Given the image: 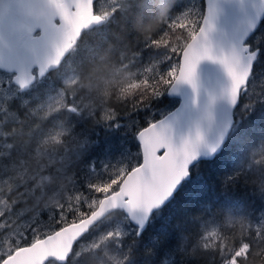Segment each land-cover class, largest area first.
<instances>
[{
	"label": "snow or ice",
	"instance_id": "snow-or-ice-1",
	"mask_svg": "<svg viewBox=\"0 0 264 264\" xmlns=\"http://www.w3.org/2000/svg\"><path fill=\"white\" fill-rule=\"evenodd\" d=\"M221 2L206 0L203 11L190 7L176 14L172 12L175 0L156 32L145 38V46L153 48L155 55L139 67L132 62L125 66L136 70L131 82H125L114 93L116 103L131 106L130 112L120 113L103 99H110L108 87L98 90L99 104L91 97L87 104L82 102L76 89H82L81 76L86 70L87 57L77 50L92 25L114 19L117 11L126 13L131 0H99V7L95 0H0V185L8 189L5 192L0 188V206H3L0 207V264H81V241L99 230L98 225L108 212H115L120 219L95 237L92 249L99 258L104 248L111 247L120 253L119 258H114L115 264H131L133 247L139 243L137 238H141L155 215L161 214L189 184L205 182L198 176V170L213 163L223 148L232 120L224 122L214 141L202 134L200 128L204 121L209 127L214 123L213 105L217 96L209 94L199 115L193 116V105L201 92L197 76L200 63L208 60L222 65L228 84L221 88L219 95L230 105L240 102L246 88L249 91L245 108L264 100V91L256 95L249 88L253 61L264 53L245 43L243 36L232 38L227 46L222 39H217ZM238 2L252 23L264 15V0H250L248 9L244 8V0ZM96 35L106 40L108 33ZM69 53L73 54L71 58ZM95 55V51L89 50L92 59ZM124 58L121 53V61ZM69 69L71 77L55 95H47L43 89L30 99L25 98L42 81H51L54 75L62 78ZM10 82L12 87L5 90L6 83ZM184 84L190 85L196 95L184 101L176 112L161 119H149L146 126L136 128L139 159L135 163L106 167L103 178L88 182L87 194L76 188L75 177L70 193L79 194H68L57 204L40 207L39 202L47 192L58 195L64 186L45 184L49 176L44 173H52L53 169L39 160L33 164L31 159L23 158L20 147L24 144L23 138H31L40 128L39 124L35 130L32 128L33 116L55 122L51 130L43 133L36 148L37 156L49 155V147L62 144L67 136L78 141L74 147L83 149L89 142L72 135L75 128L72 121L79 123L86 110L87 117L95 124L118 127L121 123L118 118L149 108L153 100L165 93L178 92ZM14 96L20 101L17 111L11 110ZM21 111L24 120L19 118ZM184 116L196 122L194 134L185 135L177 130L176 125ZM14 124L19 127H11ZM64 151L67 153V147ZM77 159L78 163L82 160L79 154ZM240 175V172L229 175L226 182L234 183ZM260 189L264 192V173ZM27 203H34L38 210L31 215L27 208L16 211ZM45 210L50 213L47 222L41 215ZM125 221L132 222L134 227L130 244L126 243L128 233L122 227ZM201 228L200 238L193 244L190 255L210 256L211 264H252L255 247L261 246L264 252V220L253 229L247 218L228 216L218 223L213 214L203 221ZM229 228L231 236L225 234ZM209 237L215 238L214 242ZM181 239L184 242L176 251L185 253L186 238ZM159 243V240L153 241L154 245ZM180 264H185L183 256Z\"/></svg>",
	"mask_w": 264,
	"mask_h": 264
},
{
	"label": "trees",
	"instance_id": "trees-1",
	"mask_svg": "<svg viewBox=\"0 0 264 264\" xmlns=\"http://www.w3.org/2000/svg\"><path fill=\"white\" fill-rule=\"evenodd\" d=\"M164 1L167 5H171L168 10L170 12L175 0H131V7L126 13L120 14L117 11L114 14V19L110 18V20L87 30L77 50L80 55L87 57L85 61L86 70L81 76V85L99 83L101 87L98 86L99 89L95 87L92 95L88 96L85 87L77 88L76 91L79 92L82 101L88 100L92 96L99 103L101 97L97 95L98 90L108 87L110 99L103 97L109 101L108 106H114L120 113L131 111L130 105L115 102L114 93L125 82H131L133 76L126 77L125 70H136L125 66L132 62L139 67L146 64L155 55L153 48L145 46V38L156 32L160 21L164 18L161 15V4ZM194 6H199L202 11L204 0H176L172 12L179 14L186 8ZM143 21L149 23L140 26ZM103 32L108 33L106 40L96 35ZM248 43L253 49L258 48L260 53H264V20L257 33L249 38ZM89 50L95 51V59L89 56ZM121 53L125 57L122 61L120 59ZM134 54L136 55L135 60H133ZM72 55L69 53L70 58ZM75 66L74 64L73 67ZM68 73H72L70 69L65 71L62 78H57L54 75L51 81H42L38 88L25 98L30 99L32 94L36 91L42 92L43 89H45L46 94H51L64 84ZM251 87L256 95L264 90V54H259L254 63L249 79V88ZM248 91L249 89L246 88L241 94L240 102L234 111L235 124L221 152L216 155L211 165L203 166L198 170V176L205 182L198 184L194 181L189 184L163 208L161 214L155 215V218L141 233V238H137L139 243L133 247L131 264H164L165 260L168 261V264H180L181 256L184 257L185 264H211L210 256L198 253L193 257L190 253L193 244L200 238L203 221L210 219L213 214H216L218 223L228 216H232L234 218H247L253 229L260 226L264 220V192H261L260 189L261 174L264 173V159L261 160V171H253L252 165H248L247 161L258 149H261L264 157V100H257L251 108H245ZM169 101L174 100L165 93L164 96L153 100L150 107H156L155 109L158 110ZM17 105L14 102V111L19 108ZM150 107L138 109L136 113H129V115L118 119L122 121L125 118L138 116L141 119L140 125L146 126L147 119L144 118V114L145 111L150 110ZM158 117L159 115L155 118ZM19 118L24 119L22 111ZM32 120L34 121L32 128L35 130L36 124H39L40 128L32 133L31 138L25 136L23 138L24 144L20 147L24 153L23 158L25 160L31 159L32 163L35 164L37 160H40L41 163L44 159L37 156V145L40 143L43 133L51 130L55 122L41 121L37 117L32 118ZM72 124H75L72 135H76L78 140H87L90 143L98 137L94 130V121L91 118L83 117L79 123L73 120ZM11 127H19V124L11 125ZM24 131L28 132V129L25 128ZM89 143L85 144L84 150H81L82 155H85L80 158L82 159L81 162L78 163L77 160L71 165L77 174L80 190L85 194L88 191L87 177L92 170L89 165L93 161L92 158L95 155H100L101 151L99 148H89ZM77 144L78 141H72L71 136H67L63 138V143L59 144V147L73 148ZM134 146L139 149V144H134ZM78 148V153H80V147ZM138 159L139 155L137 156ZM131 163L132 160H129V164ZM236 172L241 173L240 177L234 183H227V176L234 175ZM104 174H100L99 177L103 178ZM258 220L260 223L257 226L255 222ZM236 227L238 228V225ZM132 234L125 237L126 243H131ZM225 234L231 236L232 230L226 229ZM181 237L186 238L185 253L176 251L184 242ZM154 240H159L160 243L154 245ZM255 253V256L251 258L252 264H264V252L261 251V246L255 247ZM82 257L86 260L89 259L87 254H83Z\"/></svg>",
	"mask_w": 264,
	"mask_h": 264
},
{
	"label": "rangeland",
	"instance_id": "rangeland-1",
	"mask_svg": "<svg viewBox=\"0 0 264 264\" xmlns=\"http://www.w3.org/2000/svg\"><path fill=\"white\" fill-rule=\"evenodd\" d=\"M97 7H99V0L96 1ZM171 5H167V3L164 1L161 4V15L162 16H167L168 15V10ZM198 7L199 6H194ZM204 9V8H203ZM202 9V11H203ZM147 64V63H146ZM126 71V77L129 76H134L135 71L131 70H125ZM115 73H118L115 71ZM72 73H68L66 76V79H69L71 77ZM99 83H87L82 85V88L85 87V90H87V96L92 95V91L97 87L99 89ZM12 87V83H6L5 85V90L9 89ZM264 91V90H261ZM47 95H55V92H52L51 94ZM91 98H93L91 96ZM174 101H169L166 105L163 107L159 108L156 110L154 107H150V110L145 111L144 118L149 119L155 118L156 116L159 115L158 118L164 116L167 112L171 111L179 102L178 99L173 98ZM18 104L19 106V99L14 96L13 97V103L11 105V110L14 111L13 109V104ZM84 104H87L89 102L88 100H83L82 101ZM97 104H99L97 102ZM16 106V107H17ZM7 107V105H6ZM156 110V111H155ZM157 114V115H156ZM42 115V114H41ZM156 115V116H155ZM38 118L40 119V116H33L32 118ZM84 118L87 117V110L84 113ZM20 120H24L23 118H20ZM93 120V119H92ZM141 119L138 116H133L129 118H125L124 120L121 121L118 127H112V128H107L104 125H97L94 123V130L96 131L97 138L92 140L95 141L93 144L92 141L89 143L88 147L89 148H99L100 155H95L92 158V163L89 165L92 170H90V175L87 177V181H94L97 177H99L100 174L104 173V170L106 167H112L118 164L122 163H128L129 160H132V163H135L137 161V156L139 155V149L134 146V144H138V141L135 139V130L137 126H141ZM18 125V124H17ZM86 146V145H85ZM84 146V148H85ZM51 149H48L49 155H40V159L44 158L41 161V164L47 166L48 168H52L53 172H45V176H49V179L45 181V184L48 185H57V184H62L64 186L63 190L59 192L57 195L55 192L49 191L45 194L44 198L39 202L40 207H43L44 205H54L60 202L61 200L64 199L65 196L68 194H79V193H70V189L72 187L73 182L75 181L76 177V188L79 190V192H82L80 190V184L77 180V174L74 172V170L71 168V165L73 164L74 161H77V157L79 154V158H81L83 155L81 153V148H80V153L78 147L70 148L68 147L67 153H65L64 149L65 146L59 147V145H54L50 146ZM53 148H55V151L53 152ZM83 148V150H84ZM87 148L85 149V151ZM90 150V149H89ZM43 152V151H42ZM92 153L91 151H87ZM77 154V155H75ZM260 154V155H259ZM264 157L262 156L261 149H258L255 151L253 156L249 158L247 161L248 165L251 164V168L253 171H261L262 170V162ZM40 162V160H39ZM241 163V162H240ZM100 165V166H99ZM56 169H63V171L56 173ZM94 169V170H93ZM71 177L72 180L70 181L68 178ZM0 188H3L5 192L8 191L6 186L0 185ZM24 191V189H21V192ZM3 207V206H0ZM23 208H27L29 210V214H34L35 211L38 209L36 208L34 203H27V204H21L20 207L16 209L17 212L21 211ZM48 211H44L41 215L42 218L44 219L45 222L48 220L49 216ZM120 218L117 216L115 212L109 214L106 218H104L100 224L98 225V231H96L93 236L86 237L84 240L81 241V255L87 254L88 260L82 257L81 264H115V259L114 258H119L120 253L117 252L116 250L112 249L111 247H106L104 248L103 252L101 253L100 257L97 258L95 251L92 249V244L94 242L95 237H98L102 232L105 231L106 228L109 226L114 225L115 223L118 222ZM256 225L258 226L260 221L258 220L255 222ZM122 227L125 229V231L129 234H132L134 231V227L132 226V223L130 221H125L122 224ZM127 235V236H128ZM215 238L209 237L210 242H214ZM126 250V249H125Z\"/></svg>",
	"mask_w": 264,
	"mask_h": 264
},
{
	"label": "water",
	"instance_id": "water-1",
	"mask_svg": "<svg viewBox=\"0 0 264 264\" xmlns=\"http://www.w3.org/2000/svg\"><path fill=\"white\" fill-rule=\"evenodd\" d=\"M249 6H250V0H244V8L248 9ZM205 7H206V0H204V8ZM220 7L222 11L217 21V27L219 30L217 34V39L218 40L222 39V42L224 43L225 46H227L228 42L232 38H238L240 36H243V41L247 43L248 39L257 31L260 24L264 20V15H261L260 17L255 19L254 23L250 22L249 16H247L245 14V11L242 10L238 0H222ZM95 25H99V24H94L91 26V28ZM220 33H227V35L221 37ZM256 59L253 61V65ZM197 76H198V82L201 85V92L197 103L193 105L192 114L193 116L199 115L200 109L207 102L209 94L217 96V100L213 105L214 123H212L211 127H209L208 122L204 121L201 124L200 130L208 140L214 141L218 132L221 130L224 122L231 119L232 126L229 128L228 132L225 133L226 135L225 142H226L229 133L231 132L233 125L235 123L234 110L238 105L236 104L235 106H232L229 104L227 99L220 98L219 93L221 88L228 84L227 75L222 65H220L218 62L205 60L202 61L198 66ZM167 95L179 99V103L176 107H174L171 111L167 112L165 115L176 112V110L180 108L181 104L184 101L189 100L191 97L195 96L196 93L193 92L190 85L184 84L179 86L178 92L171 94L167 93ZM195 126H196V122L195 121L190 122L187 116L181 117L176 125L177 130L182 131V133L185 135H188L189 133L194 134ZM221 150L218 153H220ZM110 213L111 212L105 213L104 218L108 216Z\"/></svg>",
	"mask_w": 264,
	"mask_h": 264
},
{
	"label": "bare ground",
	"instance_id": "bare-ground-1",
	"mask_svg": "<svg viewBox=\"0 0 264 264\" xmlns=\"http://www.w3.org/2000/svg\"><path fill=\"white\" fill-rule=\"evenodd\" d=\"M96 1H97V0H96ZM261 24H262V23H261ZM261 24H260V26H261ZM99 25H100V24H99ZM95 26H97V25H95ZM95 26H93V27H95ZM260 26H259V28H260ZM93 27H92V28H93ZM92 28H90V29H92ZM259 28H258V29H259ZM90 29H88V30H90ZM258 29H257V31H258ZM257 31H256L253 35H255V34L257 33ZM253 35H252V36H253ZM252 36H251V37H252ZM251 37H250V38H251ZM248 40H249V39H248ZM247 43H248V41H247ZM258 55H259V54H258ZM257 58H258V56H257ZM256 60H257V59H256ZM253 66H254V65H253ZM250 77H251V76H250ZM169 97H170V96H169ZM171 98H175V97H171ZM176 99H177V98H176ZM178 100H179V99H178ZM178 103H179V102H178ZM236 107H237V106H236ZM235 109H236V108H235ZM234 111H235V110H234ZM234 119H235V118H234ZM234 124H235V123H234ZM233 126H234V125H233Z\"/></svg>",
	"mask_w": 264,
	"mask_h": 264
},
{
	"label": "clouds",
	"instance_id": "clouds-1",
	"mask_svg": "<svg viewBox=\"0 0 264 264\" xmlns=\"http://www.w3.org/2000/svg\"><path fill=\"white\" fill-rule=\"evenodd\" d=\"M144 23H149L148 21H143L140 23V26H143Z\"/></svg>",
	"mask_w": 264,
	"mask_h": 264
},
{
	"label": "flooded vegetation",
	"instance_id": "flooded-vegetation-1",
	"mask_svg": "<svg viewBox=\"0 0 264 264\" xmlns=\"http://www.w3.org/2000/svg\"><path fill=\"white\" fill-rule=\"evenodd\" d=\"M57 90H58V89H56L54 92L56 93Z\"/></svg>",
	"mask_w": 264,
	"mask_h": 264
}]
</instances>
